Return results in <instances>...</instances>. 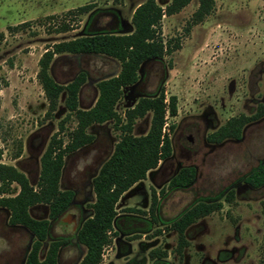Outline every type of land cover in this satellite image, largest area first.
I'll return each instance as SVG.
<instances>
[{"label":"rangeland","instance_id":"obj_1","mask_svg":"<svg viewBox=\"0 0 264 264\" xmlns=\"http://www.w3.org/2000/svg\"><path fill=\"white\" fill-rule=\"evenodd\" d=\"M146 1L0 0V164L17 168L37 187L41 159L52 138L68 143L69 133L78 126L77 117L66 107V93L57 111L49 114L37 78L41 57L56 44L86 35L131 33L132 17ZM156 1L165 8L172 0ZM85 6L92 7L88 13L75 12ZM199 7V0H192L178 14L163 17L164 42H179L180 48L161 61L142 65L138 83L124 89L116 107L125 119L142 98L158 96L164 89L167 105L177 97L178 112L167 118L165 126L172 156L120 199L113 226L116 236L112 235L102 264H264V187L245 184L251 173L264 167V118L247 127L239 142L206 141L231 118L251 116L264 106V0H215L211 15L195 25ZM121 70L120 62L108 57L66 53L55 57L50 75L67 86L85 73L79 107L87 111L98 100V84ZM63 121L64 132L60 131ZM151 122L152 113L137 120L134 135L145 136ZM189 127L196 138L193 145L186 141ZM88 133L94 141L65 159L59 188L73 191L75 197L65 213L50 221L42 261L57 240L65 241L59 264H80L86 255L77 235L94 215L93 180L122 137L112 121ZM178 163L196 168L190 187H170ZM232 190L235 198L228 203ZM17 193L19 186L14 185L13 195ZM153 195L158 203L154 214L149 212ZM200 202L222 203L223 208L187 230L189 247L180 255L177 233L166 228ZM30 213L37 220L50 218L45 205ZM9 217L0 209V264H25L35 237L23 227L11 226Z\"/></svg>","mask_w":264,"mask_h":264},{"label":"trees","instance_id":"obj_2","mask_svg":"<svg viewBox=\"0 0 264 264\" xmlns=\"http://www.w3.org/2000/svg\"><path fill=\"white\" fill-rule=\"evenodd\" d=\"M192 0H172L165 8L156 0H147L141 4L132 17L133 31L128 34L95 33L78 39L63 42L48 48L39 61L38 81L42 86L47 101L49 114L58 109L62 94H67L66 107L78 120L77 128L69 133V141L54 136L41 159V173L37 187H33L28 177L17 168L0 164V209L9 213V224L23 227L35 237L25 264H59V252L65 245L64 240L53 241L45 259H40L43 243L47 240L51 220L58 219L71 206L75 193L71 190L61 191L60 181L68 155L90 145L94 135L88 133L90 128L114 122L122 132V137L115 147L111 158L102 166L93 180L96 202L92 205L94 215L87 219L78 231L80 244L87 249L80 264H102L104 251L112 243L113 226L118 217L116 206L123 195L136 184L144 181L149 172L156 170L162 161L172 156L171 139L165 131L168 117L177 116V97L166 103L165 91L155 97L142 98L139 103L125 113V119L116 107L124 95V89L134 86L139 80V70L147 62L161 61L180 48L179 42L172 45L162 38L163 17H171L181 12ZM200 7L195 14L194 24L201 23L211 15L215 0H199ZM91 6L78 8L75 12L88 13ZM68 27L64 28L67 30ZM95 55L108 57L120 62L122 70L118 76L101 81L98 84L99 97L90 110H81L79 94L87 82V75L81 73L67 86L57 83L50 75V67L57 55ZM152 113L149 132L145 136L134 135L137 120ZM264 118V106L259 105L255 114L233 117L207 137V142L220 145L228 140L239 142L244 130ZM68 119V117L66 118ZM69 120V119H68ZM65 121L60 131L64 132ZM194 167L184 168L170 182V187H190L196 178ZM245 184L253 189L264 187V167L256 169L246 179ZM14 185L19 186V193L13 195ZM235 191L229 192L226 202L233 203ZM48 206L49 219L37 220L30 211L37 207ZM158 208L155 195L149 212L154 214ZM222 203L200 202L166 228L178 235V253L189 247L187 230L199 220L221 211ZM130 213H146L137 209H128ZM116 236V235H113ZM154 253H152V256Z\"/></svg>","mask_w":264,"mask_h":264},{"label":"flooded vegetation","instance_id":"obj_3","mask_svg":"<svg viewBox=\"0 0 264 264\" xmlns=\"http://www.w3.org/2000/svg\"><path fill=\"white\" fill-rule=\"evenodd\" d=\"M188 132L190 133L189 135H188V137L186 138V141H188V143H189V145H193V144H195V140H196V138L194 137V135H192V127H189L188 129ZM206 141H207V139H206ZM192 167V166H191ZM184 168H187V167H182L181 165H180V163H178L177 164V168H176V170L174 171V173L172 174V175H174V177L176 176V175H178V173H180ZM195 168V167H194ZM196 169V168H195ZM173 177V178H174Z\"/></svg>","mask_w":264,"mask_h":264},{"label":"water","instance_id":"obj_4","mask_svg":"<svg viewBox=\"0 0 264 264\" xmlns=\"http://www.w3.org/2000/svg\"><path fill=\"white\" fill-rule=\"evenodd\" d=\"M72 216V218L74 219L75 218V216L74 215H71ZM70 215H69V218L71 217Z\"/></svg>","mask_w":264,"mask_h":264}]
</instances>
